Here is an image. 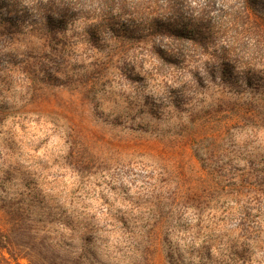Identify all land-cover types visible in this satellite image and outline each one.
Wrapping results in <instances>:
<instances>
[{
	"label": "rangeland",
	"instance_id": "1",
	"mask_svg": "<svg viewBox=\"0 0 264 264\" xmlns=\"http://www.w3.org/2000/svg\"><path fill=\"white\" fill-rule=\"evenodd\" d=\"M89 15L70 16L52 45L33 13L9 34L0 12V207H25L96 264H170L164 234L187 225L200 262L259 264L264 89L251 88L264 81L228 87L209 49L187 42L160 71L161 36L125 32L127 14L97 35ZM8 221L0 208V228Z\"/></svg>",
	"mask_w": 264,
	"mask_h": 264
},
{
	"label": "trees",
	"instance_id": "2",
	"mask_svg": "<svg viewBox=\"0 0 264 264\" xmlns=\"http://www.w3.org/2000/svg\"><path fill=\"white\" fill-rule=\"evenodd\" d=\"M0 0V12L4 13L7 21L2 28L6 33H13L20 29L24 24L26 13L31 12L43 20V27L48 34L55 28H63L65 22H54L48 16L52 9L50 0ZM88 0H74L72 8L74 11L67 16H92L95 14L97 22L92 24L94 32H99L103 28L109 27L113 17L127 14L131 18L130 24L124 30L136 37V35L161 36L165 40L166 49H158L154 59L159 63V70L169 67H177L180 60L186 55L182 53L181 45L189 43L192 49L204 50V41L209 38L207 26L203 23L193 25L195 20H203L205 9L198 6L196 2L192 4L180 0H127L125 5L119 7L115 13H95L87 6ZM249 9L244 20L237 21L240 27L237 29V37L241 44L246 47L243 36L247 35L253 27L262 28V22L257 15H264V0H248ZM214 8V5H213ZM188 9V10H187ZM252 13L255 16H252ZM15 14V19L11 18ZM257 14V15H256ZM114 15V16H113ZM91 30V31H93ZM48 36V35H47ZM264 42V37L257 43ZM240 44L228 49V55L232 59V53ZM218 69L223 75L229 71L227 61L218 64L217 58L211 54ZM246 82H250L247 79ZM3 211L9 217L8 225L0 228V258L6 264H20L21 259H26L28 264H96L94 253L87 254V249L80 247V252H73L67 246L68 235L65 231L60 235H55L51 226L47 223H40V219L32 217L28 209L19 205H1ZM197 225L172 226L164 234L167 243L166 257L170 264H206L200 262L207 260L208 256L204 253V245H199L197 239L199 233L196 231ZM191 235V238L189 239ZM209 240L205 241L208 242ZM198 244V247H195ZM194 249V255L190 257L188 249ZM91 256V257H90ZM196 256V257H195ZM144 254L138 255L135 260L142 264ZM197 258V259H194Z\"/></svg>",
	"mask_w": 264,
	"mask_h": 264
},
{
	"label": "clouds",
	"instance_id": "3",
	"mask_svg": "<svg viewBox=\"0 0 264 264\" xmlns=\"http://www.w3.org/2000/svg\"><path fill=\"white\" fill-rule=\"evenodd\" d=\"M126 2L127 0H88L87 6L93 9L95 13H115ZM195 2L198 6L203 7L206 13L203 20L193 21L194 26L201 23L207 26L209 38L204 41V46L216 56L218 64L227 61L231 67V81H226L223 72H220L217 74L219 82L225 83L230 88L240 90L241 81H243L245 88H250L246 83L250 74H253L258 80L264 81V67L261 66L264 65V42L257 43L259 39L264 37V29L253 27L247 35H244L243 40L246 42V47L241 44L240 38L237 37V29L240 27L237 21L242 22L246 18L250 8L248 0H195ZM50 3L52 9L48 12V16L51 20L57 23H66L67 16L74 11L72 8L74 0H50ZM187 3L191 4L192 0H187ZM257 16L264 19V15ZM62 38L63 29L55 28L48 34V43L55 45ZM80 39H84V37H80ZM80 39L76 40V47L79 46ZM237 44H240V47L236 48L232 57L238 56V63L229 57L227 51ZM40 50L46 51L47 49L42 48ZM238 64H251L255 67H240ZM251 89L258 91L264 89V86ZM257 257L259 264H264V249L257 252Z\"/></svg>",
	"mask_w": 264,
	"mask_h": 264
}]
</instances>
